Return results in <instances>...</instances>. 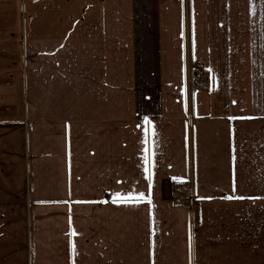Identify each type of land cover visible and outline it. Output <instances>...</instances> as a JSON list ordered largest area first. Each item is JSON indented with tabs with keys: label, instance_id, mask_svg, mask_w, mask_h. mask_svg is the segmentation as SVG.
Returning a JSON list of instances; mask_svg holds the SVG:
<instances>
[{
	"label": "crops",
	"instance_id": "0c3cea01",
	"mask_svg": "<svg viewBox=\"0 0 264 264\" xmlns=\"http://www.w3.org/2000/svg\"><path fill=\"white\" fill-rule=\"evenodd\" d=\"M0 264H264V0H0Z\"/></svg>",
	"mask_w": 264,
	"mask_h": 264
},
{
	"label": "built area",
	"instance_id": "2783aa9c",
	"mask_svg": "<svg viewBox=\"0 0 264 264\" xmlns=\"http://www.w3.org/2000/svg\"><path fill=\"white\" fill-rule=\"evenodd\" d=\"M191 86L194 92L208 89L210 87V76L208 70L204 68H197L191 80ZM176 187L177 188L173 194L175 203L181 205L183 208L191 207V200L188 194V191L191 192V190L186 185H178Z\"/></svg>",
	"mask_w": 264,
	"mask_h": 264
},
{
	"label": "snow or ice",
	"instance_id": "6c2138e0",
	"mask_svg": "<svg viewBox=\"0 0 264 264\" xmlns=\"http://www.w3.org/2000/svg\"><path fill=\"white\" fill-rule=\"evenodd\" d=\"M145 121L147 123H151V121L148 119V117H145L144 118ZM147 132L148 130L145 129V136H147ZM153 135H155V133L153 132ZM147 151V150H145ZM144 164H145V167H144V172L147 173V179L151 182L153 180V171H152V168L154 167V165L152 164L151 160L149 159V157L146 155L145 158H144ZM115 198H116V202H130V201H140V200H143L145 199V194L143 192L139 193L138 196H132L131 193H129L127 196H124V195H121V193L117 192L115 193ZM235 198H238V199H244L245 197H235ZM251 199H255L254 197H249ZM149 203H151V201L149 200Z\"/></svg>",
	"mask_w": 264,
	"mask_h": 264
},
{
	"label": "rangeland",
	"instance_id": "374dc122",
	"mask_svg": "<svg viewBox=\"0 0 264 264\" xmlns=\"http://www.w3.org/2000/svg\"><path fill=\"white\" fill-rule=\"evenodd\" d=\"M176 186L174 187L173 186V188H172V190H171V192H170V195H169V201L171 202V203H173L175 206H178V207H181V208H183L181 205H179V204H176L175 203V201H174V199H173V194H174V192H175V190H176ZM192 192V191H191ZM191 192H189L188 191V194H189V196H190V200H191V207H192V193ZM191 207H189V208H183V209H191Z\"/></svg>",
	"mask_w": 264,
	"mask_h": 264
}]
</instances>
